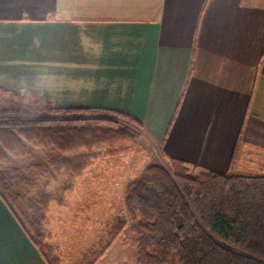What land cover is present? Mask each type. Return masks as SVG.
<instances>
[{
  "label": "crops",
  "instance_id": "crops-1",
  "mask_svg": "<svg viewBox=\"0 0 264 264\" xmlns=\"http://www.w3.org/2000/svg\"><path fill=\"white\" fill-rule=\"evenodd\" d=\"M9 94L123 112L163 157L262 175L264 0H0ZM0 264H46L1 199Z\"/></svg>",
  "mask_w": 264,
  "mask_h": 264
},
{
  "label": "trees",
  "instance_id": "trees-1",
  "mask_svg": "<svg viewBox=\"0 0 264 264\" xmlns=\"http://www.w3.org/2000/svg\"><path fill=\"white\" fill-rule=\"evenodd\" d=\"M143 122L102 109L61 108L47 98L41 107L0 110V162L29 153L28 144L53 147L67 180L61 192L37 189L19 168H0V199L46 264H62L50 243L47 214L64 206L76 178L95 160L121 161L132 152ZM123 157V158H122ZM126 186L119 211L77 264H97L130 224L137 264H264V174L218 173L163 157Z\"/></svg>",
  "mask_w": 264,
  "mask_h": 264
},
{
  "label": "rangeland",
  "instance_id": "rangeland-1",
  "mask_svg": "<svg viewBox=\"0 0 264 264\" xmlns=\"http://www.w3.org/2000/svg\"><path fill=\"white\" fill-rule=\"evenodd\" d=\"M44 102L41 99L27 101L9 94L0 97V110L17 109L22 105L41 107ZM134 139L130 155L122 157L121 161L108 156L95 160L76 178L74 191L65 193L64 206L55 202L50 206L47 223L62 264L80 261L103 233L106 224L111 223L119 211L124 213L127 184L140 178L147 165L164 161L158 141L142 131H136ZM28 151L27 155L11 156L0 162V168H19L26 177L36 181L37 189L46 188L53 194L61 192L67 176L62 171L58 172L52 161L65 153L53 147L42 148L32 144H28ZM135 237L129 224L97 264H137L132 243ZM169 264H176V259H171Z\"/></svg>",
  "mask_w": 264,
  "mask_h": 264
}]
</instances>
